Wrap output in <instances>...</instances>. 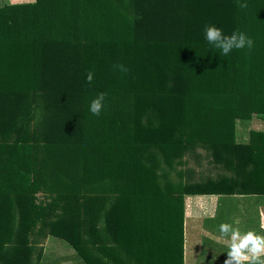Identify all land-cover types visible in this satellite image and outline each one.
<instances>
[{"label":"trees","instance_id":"trees-1","mask_svg":"<svg viewBox=\"0 0 264 264\" xmlns=\"http://www.w3.org/2000/svg\"><path fill=\"white\" fill-rule=\"evenodd\" d=\"M208 24L254 46L225 56ZM260 115L264 0L2 3L0 264H34L44 238L85 264H184L186 195L264 196V129L235 140ZM197 145L234 175L159 180Z\"/></svg>","mask_w":264,"mask_h":264},{"label":"rangeland","instance_id":"rangeland-1","mask_svg":"<svg viewBox=\"0 0 264 264\" xmlns=\"http://www.w3.org/2000/svg\"><path fill=\"white\" fill-rule=\"evenodd\" d=\"M4 1L20 3L32 0H0V5ZM260 129H264V115L253 116L252 119L238 118L235 120V140L237 142H247L250 131ZM233 175L234 173L231 169L213 162L209 151L200 145H197L192 150L184 151L181 159H175L171 166L163 164L158 168L159 180L161 182L169 181L173 184L202 182L209 178L215 179L221 176L230 177ZM262 198L263 196L260 195L254 201L250 197H241L239 195H186L184 197L185 249L188 228H192L193 223L199 222L198 225L204 223L206 228H219L222 222H232L238 219L239 223L234 226L244 228L238 218L243 206L252 207L253 204L258 202L264 203ZM38 199L44 200L45 197L38 193ZM52 245H57L59 248L50 250L48 246ZM33 259L34 264H84L67 242L57 238L39 240L33 249ZM75 260L79 263H76Z\"/></svg>","mask_w":264,"mask_h":264},{"label":"clouds","instance_id":"clouds-1","mask_svg":"<svg viewBox=\"0 0 264 264\" xmlns=\"http://www.w3.org/2000/svg\"><path fill=\"white\" fill-rule=\"evenodd\" d=\"M240 8H246L247 4H240ZM205 39L223 55H228L233 49H251L254 46L252 38L243 32H233L225 35L220 27L215 24H208L204 27ZM120 72L126 73L127 67L123 64L114 65ZM86 80L92 84L94 72L88 71ZM105 93L100 92L89 104V111L93 115H99L104 107ZM238 220L222 222L219 225V232L222 237L228 240V251L224 264H264V234L254 229L241 231L234 225ZM264 228V224L261 225Z\"/></svg>","mask_w":264,"mask_h":264},{"label":"crops","instance_id":"crops-1","mask_svg":"<svg viewBox=\"0 0 264 264\" xmlns=\"http://www.w3.org/2000/svg\"><path fill=\"white\" fill-rule=\"evenodd\" d=\"M236 195L247 196L254 201L260 197V195ZM262 199H264V196ZM238 218L244 226V228H239L242 232L254 229L264 234V228L261 227L264 224V203L258 202L253 204L252 207L244 205ZM193 224L192 228H188L186 249L184 235V264H224L228 251L227 238L221 236L219 228H206L204 223L198 225L199 222ZM75 262L79 263L77 260Z\"/></svg>","mask_w":264,"mask_h":264}]
</instances>
